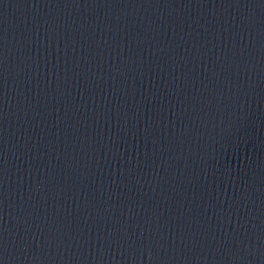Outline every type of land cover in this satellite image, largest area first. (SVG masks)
Returning <instances> with one entry per match:
<instances>
[{
	"label": "water",
	"instance_id": "95a60500",
	"mask_svg": "<svg viewBox=\"0 0 264 264\" xmlns=\"http://www.w3.org/2000/svg\"><path fill=\"white\" fill-rule=\"evenodd\" d=\"M0 264H264V0H0Z\"/></svg>",
	"mask_w": 264,
	"mask_h": 264
}]
</instances>
